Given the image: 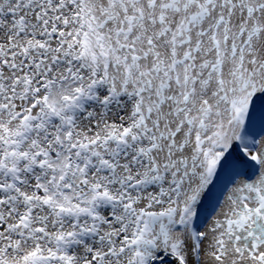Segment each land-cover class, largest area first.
Returning <instances> with one entry per match:
<instances>
[{
  "label": "snow or ice",
  "instance_id": "snow-or-ice-1",
  "mask_svg": "<svg viewBox=\"0 0 264 264\" xmlns=\"http://www.w3.org/2000/svg\"><path fill=\"white\" fill-rule=\"evenodd\" d=\"M0 264H264V0H0Z\"/></svg>",
  "mask_w": 264,
  "mask_h": 264
}]
</instances>
